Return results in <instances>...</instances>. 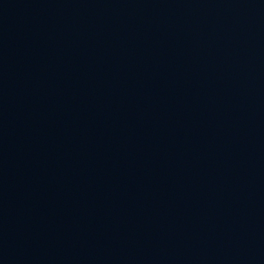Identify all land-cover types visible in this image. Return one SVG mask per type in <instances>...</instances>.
Instances as JSON below:
<instances>
[{
  "label": "water",
  "instance_id": "95a60500",
  "mask_svg": "<svg viewBox=\"0 0 264 264\" xmlns=\"http://www.w3.org/2000/svg\"><path fill=\"white\" fill-rule=\"evenodd\" d=\"M0 264H264V0H0Z\"/></svg>",
  "mask_w": 264,
  "mask_h": 264
}]
</instances>
